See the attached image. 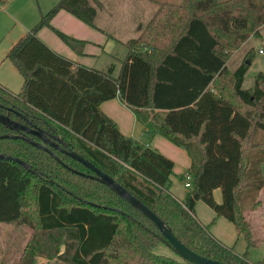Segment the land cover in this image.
I'll use <instances>...</instances> for the list:
<instances>
[{"label": "trees", "instance_id": "16d2710c", "mask_svg": "<svg viewBox=\"0 0 264 264\" xmlns=\"http://www.w3.org/2000/svg\"><path fill=\"white\" fill-rule=\"evenodd\" d=\"M92 3L60 0L17 41L5 59L23 84L16 95L0 87V105L52 127L67 150L109 175L192 252L225 264H264V257L256 263L248 259L257 240L247 219L264 188V142L254 140L264 132V74L243 88L253 49L234 72L226 66L234 51L260 36L264 0H214L203 8L192 0L161 4L139 35L124 44L127 53L116 75L113 66L74 68L37 36L49 28L76 50L82 42L50 22L65 11L96 29L100 3ZM259 51L264 53V42ZM113 99L144 125L148 139L159 135L187 152L191 166L183 201L170 191L173 162L147 143L123 136L101 112L100 105ZM6 132L0 124V135ZM53 152L72 170L91 174ZM1 154L30 169L0 159V224L33 230L20 264H34L35 257L60 264H193L155 254L160 232L105 185L74 174L24 140L0 139ZM217 189L221 203L213 197ZM198 202L234 225L246 244L243 254L219 243L197 221Z\"/></svg>", "mask_w": 264, "mask_h": 264}, {"label": "crops", "instance_id": "0c3cea01", "mask_svg": "<svg viewBox=\"0 0 264 264\" xmlns=\"http://www.w3.org/2000/svg\"><path fill=\"white\" fill-rule=\"evenodd\" d=\"M38 1V8H34L32 5L33 1L31 0H0V68L1 66L6 68L5 73H1L2 69L0 70V87L12 95L19 93L23 80L13 65L5 59L6 54L21 37L38 23L41 15L46 14L60 0ZM41 1L44 2L42 7L40 6V3H42ZM212 1L214 0H193L192 5L195 8H203ZM148 7L149 5L144 3L140 5L130 4V10L138 12V16L141 14L146 15ZM130 10L126 5L118 6V12L116 11L118 13L117 17L125 18V13ZM154 13L155 12L152 10V12L148 13L145 17H153ZM94 24L96 29L89 27L65 11H59L53 17L50 22L51 27L78 42H82L81 45H78L76 50H72L66 46L49 28L40 29L37 36L53 52L69 60L74 65V68L82 67L97 71H106L112 64L117 63L114 62V60L117 57H121L122 53H116V51H118L115 45L116 40H111L112 34L104 31L103 26L96 23ZM250 44L251 39L246 41L238 50L244 46H248L246 50L248 51L253 48ZM124 52L127 53V51ZM6 61L11 64L10 66L12 69L9 65H4ZM121 61L120 59L118 62ZM116 65L117 67L114 73L119 70L118 63ZM117 72L114 75H116ZM251 87L244 88L243 83L244 89H249ZM100 110L117 125L123 136L147 143L150 148L155 149L173 162L174 167L173 175L171 176L170 191L178 201H183L186 188L184 187V181L181 180V177L191 166V160L187 152L171 144L162 136L154 135L151 139H148V136L145 134L146 129L144 125L136 119L134 114L119 99H113L102 103L100 105ZM263 167L264 164L261 165L262 176ZM263 194L264 188L259 193L260 199ZM213 197L216 203H221L220 190H215ZM194 211L197 221L202 226L209 227V232L214 239L225 247L232 248L233 250L239 244L238 246H240L241 250L239 253L235 252L236 254H243L245 252V245L242 246L240 241L242 237L232 223L224 218L216 217L214 212L202 202L196 204ZM257 212V210H254L251 214L258 216ZM249 215L247 213L248 222L251 224ZM261 221V230L264 233V217L261 218V220L258 218V222ZM251 228L253 233L252 224ZM35 262L38 264V260Z\"/></svg>", "mask_w": 264, "mask_h": 264}, {"label": "rangeland", "instance_id": "374dc122", "mask_svg": "<svg viewBox=\"0 0 264 264\" xmlns=\"http://www.w3.org/2000/svg\"><path fill=\"white\" fill-rule=\"evenodd\" d=\"M32 5L34 8H38L37 4L39 5L38 0H31ZM97 1L100 3V7H97V15L94 20V23L103 26V30L108 32L109 34H112L111 40H116V53H122L121 57H117L114 62L118 63V66L120 62H118L120 59L123 60L126 52V48L124 46L125 42H127L130 39L136 38L140 30L149 22V20L152 17H145L148 13L156 12V10L160 7L161 4L170 2L171 4H181L183 2H186V0H90ZM193 1V0H192ZM42 2V1H41ZM146 4L149 5L148 12L146 15H140L138 16V12H134L130 10V4ZM93 4V3H92ZM44 5V2L40 3V6L42 7ZM94 5V4H93ZM120 5H126V7L130 10L125 13V18H118V6ZM117 11V12H116ZM120 13V12H119ZM251 47H253V54H255V59L250 66L248 72L245 75L244 78V88L251 87L253 83V79L256 74L263 73L264 74V53H259V50L261 49V45L264 42V27L260 31L259 37H251ZM248 39V40H249ZM247 40V41H248ZM248 46H244L238 51H234L232 55L228 58L226 66L227 69L230 71H234L237 69V67L243 62V59L246 55V53L249 51L247 50ZM251 50V49H250ZM246 51V52H245ZM258 52V53H257ZM254 56V55H253ZM116 63V64H117ZM115 63L112 64L114 68L117 67ZM4 65H11L9 62L6 61ZM4 66H1L0 70L1 73L6 72V68ZM11 68V66H10ZM12 69V68H11ZM117 71H115L116 73ZM114 73V74H115ZM255 141L258 142H264V132L259 131L255 137ZM263 177H264V167H263ZM257 201H259V205L256 207L255 210L258 212V216L252 215L250 210H248V215L251 218V224L253 226V238L254 240H257V246L252 248L249 251L248 259L252 263H256L258 261H261L264 257V233L261 230L262 228V221L258 222V218L261 220V218L264 217V194L262 195V198H259V195L257 196ZM248 209V208H246ZM258 217V218H257ZM250 224V225H251ZM33 234V230L25 225H7V224H0V264H20L21 257L23 254L24 247ZM241 245L246 248V244L244 240L241 238ZM239 245V244H238ZM234 249L235 252H240V246H238ZM244 248V247H243ZM153 252L157 255L169 257L175 260H180V257L166 244L163 242H160L156 245ZM241 254V253H240ZM37 258V259H36ZM24 259V257H23ZM38 260V264H60L56 260L48 261L43 258L35 257L34 261ZM36 264V262H34Z\"/></svg>", "mask_w": 264, "mask_h": 264}, {"label": "water", "instance_id": "95a60500", "mask_svg": "<svg viewBox=\"0 0 264 264\" xmlns=\"http://www.w3.org/2000/svg\"><path fill=\"white\" fill-rule=\"evenodd\" d=\"M0 123L4 126L11 128L13 130H17V123L11 121L7 117H4L0 115ZM13 126V127H10ZM21 129L25 130L24 127ZM34 135H36L38 138H42L41 143L36 142L30 137H22V136H9V135H0V139H21L27 142L28 144L46 152L49 154L57 163H59L62 167L65 169L73 172L74 174H77L81 177H86L90 180L97 181L106 187H108L112 192H114L116 195H118L121 199H123L125 202H127L129 205L134 207L136 210L142 213L144 217H146L160 232V241L169 246L181 259L193 263V264H225L221 263L216 260L207 259L205 257H202L191 250H189L184 244H182L172 233L171 229L169 227H166L165 224L162 222V220L155 215L151 210H149L144 204H142L139 200H137L134 196H132L129 192H127L124 188H122L117 182H115L109 175L99 170L97 167H95L91 162L86 160L81 155L69 151L67 149H62L60 145L62 144V141L59 138H55V142L53 144V147L56 148L61 153L67 155L71 159L75 160L76 162L80 163L83 167H85L88 171L91 172V174H85L76 170H72L70 167H68L66 164H64L57 155L54 154L52 150H50L47 147L46 143V136L44 135L43 131H28ZM51 146V145H50ZM0 159H7V160H13L14 162L18 163L19 165L23 166L25 169L30 171L29 166L20 159H13L9 156L0 155Z\"/></svg>", "mask_w": 264, "mask_h": 264}, {"label": "flooded vegetation", "instance_id": "af4514ba", "mask_svg": "<svg viewBox=\"0 0 264 264\" xmlns=\"http://www.w3.org/2000/svg\"><path fill=\"white\" fill-rule=\"evenodd\" d=\"M0 111L2 112V116L7 117L8 119H10L11 121L17 123V130H13L11 128H8L6 126H3L7 129V132L4 135H9V136H22V137H30L31 139H33L36 142H40L42 141V138H38L36 135L28 132L30 131H43L44 135L46 136V145L50 150H57L56 148L53 147V144L56 143L55 142V138H59L60 137L57 135V133L52 129V127L48 126L47 124H44L45 122L40 121V119H38V122L36 124L32 123L31 121H29L27 118H25L24 115H22L19 112H16L15 110L7 107V106H2L0 105ZM11 115L13 117H11ZM34 117V116H32ZM42 123V124H40ZM1 124V123H0ZM13 127V126H10ZM22 127L25 128L24 131L23 129H21ZM33 137V138H32ZM21 140V139H20ZM61 140V139H60ZM63 144V143H62ZM51 145V146H50ZM60 147L62 149H66L64 144L60 145ZM55 154V153H54Z\"/></svg>", "mask_w": 264, "mask_h": 264}, {"label": "built area", "instance_id": "2783aa9c", "mask_svg": "<svg viewBox=\"0 0 264 264\" xmlns=\"http://www.w3.org/2000/svg\"><path fill=\"white\" fill-rule=\"evenodd\" d=\"M259 53L261 54L262 52L259 51ZM184 176H185L184 187L188 188L189 187V176H187L186 173L184 174Z\"/></svg>", "mask_w": 264, "mask_h": 264}]
</instances>
